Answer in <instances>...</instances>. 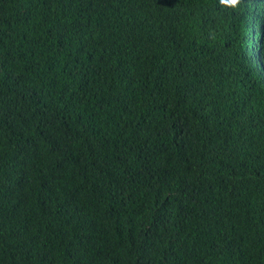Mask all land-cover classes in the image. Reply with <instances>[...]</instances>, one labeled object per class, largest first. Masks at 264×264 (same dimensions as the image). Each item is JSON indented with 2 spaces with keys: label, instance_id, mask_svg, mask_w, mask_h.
Wrapping results in <instances>:
<instances>
[{
  "label": "trees",
  "instance_id": "trees-1",
  "mask_svg": "<svg viewBox=\"0 0 264 264\" xmlns=\"http://www.w3.org/2000/svg\"><path fill=\"white\" fill-rule=\"evenodd\" d=\"M0 264H264V0H0Z\"/></svg>",
  "mask_w": 264,
  "mask_h": 264
},
{
  "label": "clouds",
  "instance_id": "clouds-1",
  "mask_svg": "<svg viewBox=\"0 0 264 264\" xmlns=\"http://www.w3.org/2000/svg\"><path fill=\"white\" fill-rule=\"evenodd\" d=\"M242 0H219V5L224 7V8H228V9H232V10H236L239 8V6L241 5ZM209 36L213 39H215V33L214 32H209Z\"/></svg>",
  "mask_w": 264,
  "mask_h": 264
}]
</instances>
